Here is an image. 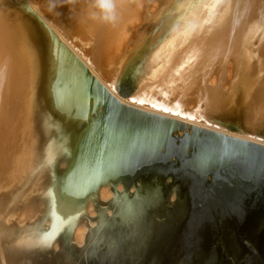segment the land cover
Returning <instances> with one entry per match:
<instances>
[{
    "label": "bare ground",
    "instance_id": "obj_1",
    "mask_svg": "<svg viewBox=\"0 0 264 264\" xmlns=\"http://www.w3.org/2000/svg\"><path fill=\"white\" fill-rule=\"evenodd\" d=\"M263 10L264 0H0V245L10 237L20 252L49 246L87 202L94 214L96 190L102 201L112 197L104 184L131 160L123 156L154 145L101 140L104 101L91 97L98 85L121 104L184 124L188 135L198 128L264 147ZM128 65L139 86L124 96L116 86ZM63 77V101L55 107L54 87ZM74 109L86 129L60 182L55 164L74 137ZM226 116L240 118L238 132L226 128ZM46 173L54 221L42 234L36 221L28 225L41 209L27 193L43 188ZM86 231L83 222L76 228L77 245ZM0 264H7L1 247Z\"/></svg>",
    "mask_w": 264,
    "mask_h": 264
},
{
    "label": "rangeland",
    "instance_id": "obj_2",
    "mask_svg": "<svg viewBox=\"0 0 264 264\" xmlns=\"http://www.w3.org/2000/svg\"><path fill=\"white\" fill-rule=\"evenodd\" d=\"M147 45L140 53L149 49ZM133 69L128 65L116 86L124 96L139 86ZM61 80L54 87L55 107L63 101L66 88L64 77ZM240 108L244 109V105ZM68 117L73 118L69 122L73 123L74 137L66 141L65 156H60L55 164L60 182L69 173L81 145L80 136L86 129V121H78L85 118L78 109L71 110ZM224 124L232 132H238L242 125L238 116H226ZM71 128H64L65 135ZM184 129L172 137L173 152L162 149L155 159L148 163L139 161L126 174L104 184L112 193L108 201L100 200L96 190L92 201L94 214H87V202L75 225L63 227L49 246L20 252L14 248L12 238H2L0 247L6 263L264 264V154L251 165L241 166L232 161L211 162L202 167L197 154L199 147L176 151ZM255 130L252 128V132ZM258 134L263 139L264 128ZM37 136L42 148L46 135L40 131ZM49 181L50 173H46L42 177L43 188L27 193L41 209L28 225L36 221L42 234L51 230L54 221V200L53 208L46 202L45 188ZM119 185L123 187L121 191L117 189ZM82 222L87 231L83 244L77 245L74 232ZM11 223L20 227L13 220Z\"/></svg>",
    "mask_w": 264,
    "mask_h": 264
},
{
    "label": "water",
    "instance_id": "obj_3",
    "mask_svg": "<svg viewBox=\"0 0 264 264\" xmlns=\"http://www.w3.org/2000/svg\"><path fill=\"white\" fill-rule=\"evenodd\" d=\"M91 94L95 100L101 96L104 101V111L98 128L99 136L102 137L101 140L108 142L118 139V143H127L128 145L143 140L154 142V145L150 146L149 144L143 150L123 156L124 162L129 161L130 158L131 160L126 163L118 176L126 174L139 161L148 163L155 159L162 149L169 153L173 152L174 149L170 144L172 137L178 133L179 129L186 128L182 123L146 114L121 104L102 86H96ZM181 139L182 143L176 151L186 152L188 148L199 147L197 154L200 160L199 166L202 167L211 162L232 161L238 165L241 164V166L251 165L260 158L259 155L264 154V147L244 143L198 128H190L189 135L184 129ZM95 141H97L96 138ZM190 166L193 167L194 165L190 164ZM220 174V176H224L227 173Z\"/></svg>",
    "mask_w": 264,
    "mask_h": 264
},
{
    "label": "clouds",
    "instance_id": "obj_4",
    "mask_svg": "<svg viewBox=\"0 0 264 264\" xmlns=\"http://www.w3.org/2000/svg\"><path fill=\"white\" fill-rule=\"evenodd\" d=\"M102 8H104L106 11H108V12H110V11H112V9H113V7H114V5L113 4H111V3H109V2H104V3H102ZM106 20L107 19H115V17L114 16H108V15H106L105 17H104Z\"/></svg>",
    "mask_w": 264,
    "mask_h": 264
},
{
    "label": "snow or ice",
    "instance_id": "obj_5",
    "mask_svg": "<svg viewBox=\"0 0 264 264\" xmlns=\"http://www.w3.org/2000/svg\"><path fill=\"white\" fill-rule=\"evenodd\" d=\"M165 111H167V109H165Z\"/></svg>",
    "mask_w": 264,
    "mask_h": 264
}]
</instances>
